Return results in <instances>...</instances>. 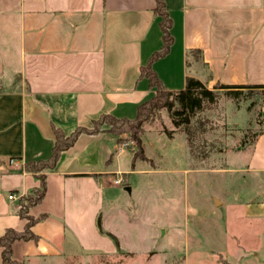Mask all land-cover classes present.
Wrapping results in <instances>:
<instances>
[{
    "label": "crops",
    "instance_id": "crops-1",
    "mask_svg": "<svg viewBox=\"0 0 264 264\" xmlns=\"http://www.w3.org/2000/svg\"><path fill=\"white\" fill-rule=\"evenodd\" d=\"M164 4L173 40L153 70L166 90H181L193 77L209 90L226 85L264 91V0ZM154 6V0H0L2 23L16 19L15 34L5 31L0 50V237L7 229H24L18 202L38 186L25 163L50 156L54 128L68 136L78 127L92 128L102 114L133 119L155 94L140 76L162 44ZM118 140L107 132L80 134L44 172L45 196L29 210L32 217L47 215L31 228L37 240L54 216L62 222L51 237H60L65 223L94 229L105 195L118 194L114 181L129 172ZM236 152L241 171L259 183L257 195L239 205V215L254 227L255 256L262 255L264 264V129ZM33 242H13L12 258L17 262L16 248Z\"/></svg>",
    "mask_w": 264,
    "mask_h": 264
},
{
    "label": "rangeland",
    "instance_id": "rangeland-1",
    "mask_svg": "<svg viewBox=\"0 0 264 264\" xmlns=\"http://www.w3.org/2000/svg\"><path fill=\"white\" fill-rule=\"evenodd\" d=\"M2 19L0 50L5 31H16V19ZM5 45L10 48L9 39ZM252 93L243 89L235 100L217 90L180 128L165 110L157 111L143 126L141 151L122 134L117 146L134 142L122 152L129 172L119 176L118 194L104 197L97 216L103 233L96 219L94 229L65 223L62 235L51 237L62 222L54 216L42 239L18 246L13 257L19 264H261L254 227L239 215L259 183L235 158L264 129L261 92Z\"/></svg>",
    "mask_w": 264,
    "mask_h": 264
},
{
    "label": "trees",
    "instance_id": "trees-1",
    "mask_svg": "<svg viewBox=\"0 0 264 264\" xmlns=\"http://www.w3.org/2000/svg\"><path fill=\"white\" fill-rule=\"evenodd\" d=\"M155 6L153 13L158 18V25L161 32L162 44L148 59L147 63L140 68V76L144 77L155 94L148 100L141 103L136 110L133 119L116 118L112 115L102 114L93 121L92 128H76L70 135L64 136L58 129H53L54 142L50 156L45 160L30 161L25 163V170L34 173L38 179V186L29 191L19 199L17 215L25 220V226L22 231L7 229L0 237V255L1 264H19L12 258L11 246L15 241H37V237L32 233L31 228L38 222L47 217L43 214L38 217L29 215V210L39 204L45 196V176L44 172L54 168L60 153L71 147L80 134H97L107 132L117 137L122 134H129L136 142L139 151L142 150L141 138L143 135V126L153 119L155 113L159 110H165L174 128L185 127L189 124V119L195 110L200 109L202 102L214 101L217 90H225L232 98L238 100L243 89L261 92V100H264V91L260 86H226L218 85L213 90H209L198 79L187 77L185 86L178 91L166 90L153 70V63L164 57L172 44L171 19L165 8L164 0H154ZM264 120V116H263ZM98 230L103 233L99 217H97ZM112 238L118 245L115 236L105 233Z\"/></svg>",
    "mask_w": 264,
    "mask_h": 264
},
{
    "label": "built area",
    "instance_id": "built-area-1",
    "mask_svg": "<svg viewBox=\"0 0 264 264\" xmlns=\"http://www.w3.org/2000/svg\"><path fill=\"white\" fill-rule=\"evenodd\" d=\"M133 144H134L133 140H128V141H126V142H122V143H120V144L116 147V150H117L119 153H121V152H123V151L127 148L128 145H133ZM8 163H9L10 165H12L13 167H15V168L18 167L17 162L14 161V160H9ZM114 182H115V184H120V182H121V178L118 177ZM13 198H14L13 195H9V196H8V199H9V200H12Z\"/></svg>",
    "mask_w": 264,
    "mask_h": 264
},
{
    "label": "water",
    "instance_id": "water-1",
    "mask_svg": "<svg viewBox=\"0 0 264 264\" xmlns=\"http://www.w3.org/2000/svg\"><path fill=\"white\" fill-rule=\"evenodd\" d=\"M126 190L129 191V188L127 187Z\"/></svg>",
    "mask_w": 264,
    "mask_h": 264
}]
</instances>
